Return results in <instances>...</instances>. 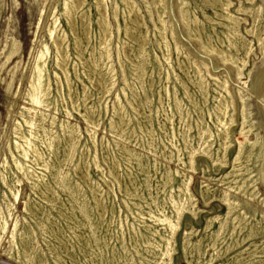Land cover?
I'll return each instance as SVG.
<instances>
[{
    "label": "rangeland",
    "instance_id": "obj_1",
    "mask_svg": "<svg viewBox=\"0 0 264 264\" xmlns=\"http://www.w3.org/2000/svg\"><path fill=\"white\" fill-rule=\"evenodd\" d=\"M65 2L0 0V264H264V0H104L111 62L100 54L95 1L74 31ZM56 26L67 37L69 84L49 33ZM46 47L45 109L28 98ZM29 121L61 138L50 152L40 143L51 165L34 166V187L13 159L16 128Z\"/></svg>",
    "mask_w": 264,
    "mask_h": 264
},
{
    "label": "bare ground",
    "instance_id": "obj_2",
    "mask_svg": "<svg viewBox=\"0 0 264 264\" xmlns=\"http://www.w3.org/2000/svg\"><path fill=\"white\" fill-rule=\"evenodd\" d=\"M85 1L86 0H66V2H65V15L67 16V18L70 20V24H71V29L74 31L75 30V24H74V22H73V19H74V17L77 15H82L83 17L84 16H86V15H84L83 14V12L82 13H80V11H81V9H83V6L85 5ZM95 1V4H96V7H97V9H98V11H99V14H100V24H101V27H102V29H104V31H105V35H104V37H102L101 38V40H102V43H101V45H102V52L100 53L101 54V57H105L106 59H108L109 60V62H111L110 61V57H111V49H110V47H111V43H112V41H111V39H112V37L110 38V35H108L110 32V30L108 31V29H110L109 27H108V21H107V19L104 17V14H105V12H106V4L104 3V0H94ZM123 1V0H122ZM124 1H126V0H124ZM129 1V0H128ZM160 1V0H159ZM207 1V0H206ZM216 1V0H215ZM222 1V0H221ZM158 2V1H157ZM130 3V2H129ZM128 3V5L127 6H129L130 4ZM161 3H162V1H161ZM180 4L182 3V2H179ZM178 3V4H179ZM214 3V2H213ZM125 4H126V2H125ZM132 4V3H131ZM160 4V3H159ZM206 4V3H205ZM209 4V3H208ZM211 4V3H210ZM203 5V4H202ZM132 6V5H131ZM130 6V7H131ZM157 6V5H156ZM160 6H162V5H160ZM159 6V7H160ZM212 6V5H211ZM132 7H134V6H132ZM150 7V6H149ZM188 8V7H187ZM186 8V9H187ZM127 9H128V7H127ZM161 9V8H160ZM132 10V9H131ZM130 10V11H131ZM135 10V9H134ZM165 10V9H164ZM161 11V10H160ZM180 11V10H179ZM188 11V10H187ZM190 11V10H189ZM85 12V11H84ZM133 12V11H132ZM134 13V12H133ZM132 13V14H133ZM164 13V12H163ZM181 13H182V11H181ZM98 14V15H99ZM131 14V15H132ZM165 14V13H164ZM186 14V13H185ZM188 14V13H187ZM190 14V13H189ZM135 15V14H134ZM124 16V15H123ZM83 17H81V18H83ZM116 17V16H115ZM184 17H186V16H184ZM184 17H182V19L184 18ZM87 18V17H86ZM143 18V17H142ZM67 19V20H68ZM75 19H77V18H75ZM74 19V20H75ZM140 19V18H139ZM185 19H187V18H185ZM189 19V18H188ZM195 19V18H194ZM194 19H193V21H194ZM85 20V19H84ZM127 20V19H126ZM145 20V19H144ZM152 20V19H151ZM160 20H162L163 21V19H160ZM192 20V19H191ZM196 20V19H195ZM60 21V20H59ZM59 21H57V22H59ZM133 21V20H132ZM183 21V20H182ZM75 22H77L76 20H75ZM85 22V21H84ZM197 22V21H196ZM195 22V23H196ZM231 22H233V21H231ZM60 23V22H59ZM59 23H57V24H59ZM235 23V22H234ZM78 24V23H77ZM83 24V23H82ZM197 24V23H196ZM200 24V23H199ZM210 24V23H209ZM229 24V23H228ZM232 24V23H231ZM236 24V23H235ZM60 25V24H59ZM59 25H57V26H59ZM90 25V24H89ZM57 26L56 27H54V28H52L51 30H49L50 32V35H51V40H52V42H53V44L55 45V48L57 49V59H56V62H57V65H58V67L60 68V69H62L64 72H65V75H66V80H67V83L69 84V76L68 75H71V74H68L67 73V68H68V63H69V57H68V54H67V52L65 51V46H64V42H65V40H66V38L67 37H65V35H60V34H57ZM79 26V25H78ZM127 26V25H126ZM143 26V25H142ZM185 26V25H184ZM191 26V25H190ZM228 26V25H227ZM100 27V28H101ZM194 27V26H193ZM236 27V26H235ZM118 28H119V26H118ZM130 28V27H129ZM128 29V28H127ZM141 29V28H140ZM166 29V28H165ZM194 29V28H193ZM196 29V28H195ZM234 30V29H233ZM237 30V29H236ZM127 31V30H126ZM129 31V30H128ZM163 31V30H162ZM189 31V30H188ZM64 32V31H63ZM109 32V33H108ZM120 32V31H119ZM166 32V31H165ZM228 32V31H227ZM237 32V31H236ZM82 33V32H81ZM108 33V34H107ZM163 33H164V31H163ZM64 34V33H63ZM87 34V33H86ZM111 34V33H110ZM165 34V33H164ZM190 34H191V32H190ZM85 35V34H84ZM137 35V34H136ZM232 35H234L235 36V34H232ZM231 35V36H232ZM67 36V35H66ZM80 36V35H79ZM129 36V35H128ZM163 36V35H162ZM161 36V37H162ZM148 37V36H147ZM165 37V36H164ZM233 37V36H232ZM85 38V37H84ZM196 38V37H195ZM228 39H229V37H228ZM260 39V38H259ZM38 40V39H37ZM76 40H78V39H76ZM90 40V39H89ZM144 40H146V39H144ZM264 40V39H263ZM135 41V40H134ZM166 41V40H165ZM262 41V40H261ZM37 42V41H36ZM86 42V41H85ZM90 42V41H89ZM88 42V43H89ZM205 42H206V40H205ZM211 42V41H210ZM96 43V42H95ZM143 43V42H142ZM66 44V43H65ZM75 44V43H74ZM129 44V43H128ZM168 44V42L165 44V45H167ZM81 45V44H80ZM100 45V46H101ZM208 45V44H207ZM47 46V45H46ZM78 46V45H77ZM262 46V45H261ZM131 47V46H130ZM145 47V46H144ZM169 47V46H168ZM210 47V46H209ZM81 48V47H80ZM124 49V48H123ZM141 49H142V47H141ZM168 49V48H167ZM166 49V50H167ZM206 49H208L207 47H206ZM211 49V48H210ZM50 50V49H49ZM81 50H83V49H81ZM69 51V50H68ZM95 51V50H94ZM128 51V50H127ZM126 51V52H127ZM139 51V50H138ZM141 51V50H140ZM171 51V50H170ZM206 51V50H205ZM81 52V51H80ZM79 52V53H80ZM167 52V51H166ZM49 53H51V51L49 52ZM48 47H46L45 49H44V51H42V54H41V56L39 55V61H38V63H37V67H36V69H35V72H34V75H33V77H31L32 79H31V89H30V94H29V102H30V104L31 105H33V106H40V107H42V108H49L50 106H51V93H52V88L50 87V84H49V81H50V79H49V76H48V72H49V70L47 71V67H46V63H48V61H47V56H49L48 54ZM226 53V52H225ZM134 54V53H133ZM172 54V53H171ZM93 55H95V54H93ZM130 55V54H129ZM135 55V54H134ZM147 55V54H146ZM165 55H166V53H165ZM168 55V54H167ZM122 56V55H121ZM157 56V55H156ZM182 56V55H181ZM50 57V56H49ZM48 57V58H49ZM100 57V56H99ZM120 57V56H119ZM128 57V56H127ZM135 57V56H134ZM141 57V56H140ZM145 57V56H144ZM166 57V56H165ZM92 58V57H91ZM130 58H132V56L130 57ZM137 58V57H136ZM170 58V57H169ZM36 59V58H35ZM84 59V58H83ZM102 59V58H101ZM168 59V58H167ZM50 60V59H49ZM98 60V59H97ZM103 60V59H102ZM102 60H100V61H102ZM108 60H107V62H108ZM134 60V59H133ZM138 60H139V58H138ZM170 60V59H169ZM168 60V61H169ZM188 60V59H187ZM89 61V60H88ZM99 61V60H98ZM99 61V62H100ZM172 61V60H171ZM96 63H97V61H95ZM101 64H102V62H100ZM120 63V62H119ZM98 64V63H97ZM103 64H105V61H104V63ZM102 64V65H103ZM137 65V64H136ZM94 66V65H93ZM96 66V65H95ZM100 66V65H99ZM113 66V65H112ZM111 66V67H112ZM134 66V65H133ZM105 67H106V65H105ZM123 67H124V65H123ZM170 67V66H169ZM95 68V67H94ZM182 68V67H181ZM188 68V67H187ZM191 68V67H190ZM59 69V70H60ZM75 69V68H74ZM97 69V68H96ZM141 69V68H140ZM62 70H60V71H62ZM99 70V69H98ZM108 70V69H107ZM112 70H113V68H112ZM111 70V71H112ZM123 70H126V69H123ZM199 70V69H198ZM69 71V70H68ZM109 71L110 70H108V73H109ZM110 71V72H111ZM115 71V70H114ZM138 71H139V69H138ZM146 71V70H145ZM94 72H95V70H94ZM126 72V71H125ZM133 72H134V70H133ZM141 72H142V70H141ZM164 72V71H163ZM199 72V71H198ZM198 72H197V74H198ZM91 73V72H90ZM89 73V74H90ZM135 73V72H134ZM139 73V72H138ZM50 74V73H49ZM56 74V73H55ZM87 74V73H86ZM95 74V73H94ZM101 74H102V72H101ZM110 74V73H109ZM133 74V73H132ZM131 74V76H133ZM136 74V73H135ZM139 74H142V73H139ZM196 74V72H195V75H197ZM91 75V74H90ZM124 75H127V73L125 74L124 73ZM143 75V74H142ZM200 75V74H199ZM240 75V74H239ZM56 76V75H55ZM110 76V75H109ZM154 76V75H153ZM92 77V76H91ZM104 77V76H103ZM113 77V76H112ZM127 77V76H126ZM171 77V76H170ZM117 78V77H116ZM111 79V78H110ZM113 79H114V77H113ZM127 79V78H126ZM126 79L125 80H123V81H125L124 82V84L127 82L126 81ZM170 79V78H169ZM168 79V80H169ZM190 79V78H189ZM195 79V78H194ZM200 79V78H199ZM203 79V78H202ZM201 79V80H202ZM108 80V79H107ZM128 80H129V78H128ZM136 80V79H135ZM155 80V79H154ZM173 80V79H172ZM109 81H111V80H109ZM193 81V80H192ZM220 82V81H219ZM58 83V82H57ZM72 83V82H71ZM109 83V82H108ZM200 83V82H199ZM198 83V84H199ZM106 84V83H105ZM114 84H115V82H114ZM113 84V85H114ZM134 84V83H133ZM203 84H205V83H203ZM203 84H200V85H203ZM219 84V83H218ZM98 85H99V83H98ZM126 85V84H125ZM206 85V84H205ZM204 85V86H205ZM207 85L209 86V84H208V82H207ZM227 85V84H226ZM75 86V85H74ZM106 86H107V84H106ZM112 86V85H111ZM127 86V85H126ZM131 86V85H130ZM170 86V85H169ZM225 86V85H224ZM60 86H58V88H57V92H60V90H61V88H59ZM187 87V86H186ZM203 86H201V88H202ZM227 87V86H226ZM112 87H108V89H111ZM130 89H131V87H129ZM134 88V87H133ZM166 88V87H165ZM214 88V87H213ZM216 89V88H215ZM224 89V88H223ZM71 90V89H70ZM168 90V89H167ZM209 90V89H208ZM216 90H218V89H216ZM107 91H110V90H107ZM131 91H133V90H131ZM206 91V90H205ZM222 93V92H220V90L219 91H217V93ZM80 93V92H79ZM86 93V92H85ZM107 93V92H106ZM216 93V92H215ZM218 93V94H219ZM228 93V92H227ZM61 94V93H60ZM105 94V93H104ZM223 95V94H222ZM226 95V94H225ZM229 95V94H228ZM227 95V96H228ZM103 96V95H102ZM119 96V95H118ZM138 96V95H137ZM145 96V95H144ZM229 96H231V95H229ZM90 97V96H89ZM218 97V96H217ZM220 97H221V95H220ZM91 98V97H90ZM222 98V97H221ZM140 99V98H139ZM220 99V98H219ZM219 99H216V100H218L219 101ZM224 99H226V100H228L227 98H224ZM90 100V99H89ZM221 100V99H220ZM231 100V99H230ZM160 101V100H159ZM178 101V100H177ZM83 102H84V100H83ZM137 102V101H136ZM162 102V101H161ZM175 102V101H174ZM223 102V101H222ZM231 102H232V100H231ZM243 102V101H242ZM81 103V102H80ZM177 103V102H176ZM181 103V102H180ZM219 103H221V101L219 102ZM244 103V102H243ZM74 104H76V103H74ZM175 104V103H174ZM222 104V103H221ZM224 104V103H223ZM222 104V105H223ZM228 104V103H227ZM232 104V103H231ZM119 105V104H118ZM140 105V104H139ZM177 105V104H176ZM221 105V106H222ZM244 105V104H243ZM86 106V105H85ZM125 106V105H124ZM142 106V105H141ZM178 106V105H177ZM195 106V105H194ZM220 106V107H221ZM56 107V106H55ZM75 107V106H74ZM78 107V106H77ZM103 107V106H102ZM219 107V106H218ZM219 107V108H220ZM229 107V106H228ZM115 108V107H114ZM120 108V107H119ZM123 108V106L121 107V109ZM197 108V107H196ZM29 109H31V108H29ZM224 109H225V107H224ZM227 109V108H226ZM28 110V109H27ZM32 110V109H31ZM102 110V109H101ZM117 112H118V107H117ZM115 110V111H116ZM123 110V109H122ZM125 110V109H124ZM218 110V109H217ZM220 110V109H219ZM223 110V109H222ZM38 112H39V110H37ZM80 111V110H79ZM121 111V110H120ZM119 111V112H120ZM134 111V110H133ZM142 111V110H141ZM32 112V111H31ZM35 112H36V110H35ZM117 112H115L116 114H117ZM226 112H227V110H226ZM37 113V112H36ZM40 113H41V111H40ZM121 113H122V111H121ZM218 113V112H217ZM219 113H220V111H219ZM222 113V112H221ZM69 114V113H68ZM95 114V113H94ZM93 114V115H94ZM101 114V113H100ZM119 114V113H118ZM123 114V113H122ZM142 114V113H141ZM224 114H225V112H224ZM34 115H37V114H35L34 113ZM102 115V114H101ZM244 115V114H243ZM44 116V115H43ZM82 116V115H81ZM100 116V115H99ZM187 116V115H186ZM218 116V115H217ZM221 116H223V115H221ZM37 117V116H36ZM218 117H220V116H218ZM35 118V117H34ZM149 118V117H148ZM223 118H224V116H223ZM245 118V117H244ZM54 119V118H53ZM92 119V118H91ZM146 119V118H145ZM220 119V118H219ZM221 120V119H220ZM219 120V121H220ZM225 120V119H224ZM245 120V119H244ZM55 121V120H54ZM87 121H89V118H87ZM115 121V120H114ZM169 121V120H168ZM187 121V120H186ZM226 121H227V118H226ZM34 122V121H33ZM56 122V121H55ZM54 122V123H55ZM65 122V121H64ZM67 122V121H66ZM86 122V121H85ZM128 122H129V120H128ZM221 122V121H220ZM245 122V121H244ZM244 122H242L243 124H247V123H244ZM110 123H111V121H110ZM125 123V122H124ZM219 123V122H218ZM69 124H71V123H69ZM69 124H66V123H64L63 125H64V128L65 127H68V128H74V126H71V125H69ZM225 124V123H224ZM242 124V125H243ZM127 125V124H126ZM199 125V124H198ZM221 125H223V122H221ZM113 126H115V125H113ZM35 127H37V126H34L32 123H30V121L29 122H27V128H26V130H22L20 127H17L16 128V133H17V138H16V141H15V147H16V149H17V151L19 152V156H21L20 158H13V159H15L14 161H15V163H16V166H17V168L19 169V170H23L24 171V174H25V176H26V178H27V180L29 181V183H30V186H32V187H34V186H38V184H37V181L40 179V175L38 176L36 173H35V171H34V166L35 165H42L45 169H46V171L50 168V165L51 164H49V162H48V156H49V153H47L48 151L50 152V150H52V148L54 147V146H56L59 142H60V140H61V138H60V136L58 135V134H55V133H48L47 135H40L39 133H38V131L36 130V128ZM224 127H225V125H224ZM223 127V128H224ZM41 128V127H40ZM218 128H219V126H218ZM207 129H209V128H207ZM220 129H221V127H220ZM241 129H243L242 127H241ZM246 129V128H245ZM49 130V129H48ZM117 130V129H116ZM222 130V129H221ZM221 130H220V133H222L224 130H222V132H221ZM47 131V130H46ZM73 131V130H72ZM74 131H76V130H74ZM89 131V130H88ZM123 131H124V129H123ZM199 131H201V129L199 130ZM56 132V131H55ZM116 132V131H115ZM206 132V131H205ZM89 133H91V131H89ZM124 133V132H123ZM212 133V132H211ZM210 133V134H211ZM219 133V134H220ZM248 133V132H247ZM199 134H200V132H199ZM224 134V133H223ZM223 134L221 135V136H223ZM244 134V133H243ZM246 134V133H245ZM91 135H93L92 133H91ZM247 135V134H246ZM65 136V135H64ZM120 136V135H119ZM213 136V135H212ZM201 137V136H200ZM122 138V137H121ZM213 138V137H212ZM225 138V137H224ZM227 138V137H226ZM67 140V139H66ZM209 141H210V139H208ZM207 140V141H208ZM227 140V139H226ZM51 141H53V142H51ZM68 141V140H67ZM42 142V144L43 143H45L47 146V152L46 151H43V150H41L40 148H39V146H40V143ZM153 142H154V140H153ZM211 142V141H210ZM56 143V144H55ZM258 143H259V141H258ZM60 144V143H59ZM70 144V143H69ZM154 144V143H153ZM207 145H209V143L207 144ZM212 145V144H211ZM255 145V144H254ZM72 147V146H71ZM86 147V146H85ZM150 147V146H149ZM55 148V147H54ZM124 148V147H123ZM126 148V147H125ZM210 148H212V147H210ZM59 150V149H58ZM71 150V149H70ZM97 151V150H96ZM240 151V150H239ZM208 153V152H207ZM193 154V153H192ZM17 156V155H16ZM239 156V155H238ZM14 157V156H13ZM172 158V157H171ZM108 159V158H107ZM25 160H28V162L30 163V164H28L27 165V163L25 162ZM51 160V159H50ZM60 161V160H59ZM97 161V160H96ZM95 161V162H96ZM55 164V163H54ZM60 164V163H59ZM140 164V163H139ZM8 166V165H7ZM5 167V166H4ZM3 167V168H4ZM89 167V166H88ZM98 167V166H97ZM6 168V167H5ZM79 168H80V166H79ZM8 169V168H7ZM90 169V168H89ZM9 170V169H8ZM36 170V169H35ZM50 170V169H49ZM7 171V170H6ZM10 171V170H9ZM22 173V172H21ZM50 173V172H49ZM179 173V172H178ZM71 174V173H70ZM118 174V173H117ZM44 174L42 173V176H43ZM23 176V175H22ZM66 176V175H65ZM84 176H87V175H84ZM92 177V176H91ZM9 178V177H8ZM8 178H7V173H4V172H2L1 173V179H2V181L5 183V184H7L9 187L8 188H10V190H13L12 189V187L10 186V184H9V181H8ZM14 178V177H13ZM56 177H54V179H55ZM82 178V177H81ZM41 180V179H40ZM17 181V180H16ZM70 181V180H69ZM23 182V181H22ZM84 182V181H83ZM39 183V182H38ZM66 183H67V181H66ZM65 183V184H66ZM190 183V182H189ZM240 183V182H239ZM93 184V183H92ZM243 184V183H242ZM67 185V184H66ZM76 185H78V184H76ZM79 185H81V184H79ZM78 185V186H79ZM90 185V184H89ZM88 185V186H89ZM45 186V185H44ZM68 186H70L69 184H68ZM7 187V186H6ZM51 187V186H50ZM91 187V186H90ZM148 187V186H147ZM242 187V186H241ZM72 188H74V185H73V187ZM71 188V189H72ZM79 188V187H78ZM78 188H76L77 190H78ZM82 188V187H81ZM70 189V190H71ZM98 189V188H97ZM173 189V188H172ZM93 190H94V188H93ZM47 191V190H46ZM80 191V190H79ZM83 191V190H82ZM95 191V190H94ZM137 191V190H136ZM249 191V190H248ZM50 192V191H49ZM75 192V191H74ZM84 192V191H83ZM82 192V193H83ZM93 192V191H92ZM76 193V192H75ZM95 193V192H94ZM171 193V192H170ZM183 193V192H182ZM249 193V192H248ZM172 194V193H171ZM14 195L17 197V194L16 193H14ZM78 195H79V193H78ZM87 195V194H86ZM100 195V194H99ZM180 195V194H179ZM181 195H183V194H181ZM102 196V195H101ZM185 196V197H184ZM184 198H187V199H191L192 198V196H191V193H190V191L188 190V187L186 186V189H185V191H184ZM181 197V196H180ZM18 198H19V196H18ZM87 198V197H86ZM138 198V197H137ZM16 199V198H15ZM140 199V198H139ZM87 200V199H86ZM85 200V201H86ZM97 200V199H96ZM224 200V199H223ZM80 201V200H79ZM106 202V201H105ZM83 203V202H82ZM85 204V203H84ZM229 204V203H228ZM86 205V204H85ZM97 205H98V203H97ZM136 205V204H135ZM99 206V205H98ZM102 206V205H101ZM229 206L232 208V204L230 203L229 204ZM25 209L26 210H30L29 209V202L28 201H25ZM86 207V206H85ZM97 207V206H96ZM7 208H8V210L10 211V209H11V204H7ZM24 209V210H25ZM39 209V208H38ZM83 209V208H82ZM88 210H89V208H88ZM87 210V211H88ZM182 210H183V208H182V206H179V208H178V214H181L182 213ZM2 211H3V208L2 207H0V228H1V230L4 232L6 229H7V224H8V222H7V220H6V217H5V215H3L2 214ZM31 211V210H30ZM39 211V210H38ZM86 211V212H87ZM177 211V210H176ZM42 212V211H41ZM88 214V213H87ZM89 214H90V212H89ZM88 214V215H89ZM238 215H240V214H238ZM241 215H242V213H241ZM49 219V218H48ZM163 219H165V218H163ZM162 219V220H163ZM167 219V218H166ZM174 219V218H173ZM172 220V219H171ZM27 222V221H26ZM95 222V221H94ZM165 223H166V221H165ZM174 223V222H173ZM237 226V225H236ZM122 227V226H121ZM17 228H18V222H15L14 223V227H13V230H12V232H11V240H12V242L15 240V233H16V231H17ZM93 228H95V227H93ZM147 228V227H146ZM134 229V228H133ZM223 229H224V227H223ZM234 229V228H233ZM232 229V230H233ZM33 231V230H32ZM93 231H94V229H93ZM135 231V230H134ZM137 231V230H136ZM142 230H140V232H141ZM148 231V230H147ZM233 232V231H232ZM144 233V232H143ZM147 234V233H146ZM161 234V233H160ZM159 234V235H160ZM168 234V233H167ZM140 235H141V233H140ZM143 235V234H142ZM157 235V234H156ZM158 235V236H159ZM161 236V235H160ZM56 237V236H55ZM144 237V236H143ZM165 237V236H164ZM25 238V237H24ZM93 238V237H92ZM133 238H134V235H133ZM161 238V237H160ZM162 239V238H161ZM164 239V238H163ZM156 240H158L157 238H156ZM160 241V240H159ZM24 242V241H23ZM148 242V241H147ZM150 242V241H149ZM98 243V242H97ZM122 243H123V241H122ZM125 243V242H124ZM151 243V242H150ZM168 243V242H167ZM166 243V244H167ZM139 244V243H138ZM147 244V243H146ZM162 243L160 242V245H161ZM169 244H171V242L169 243ZM163 245V244H162ZM168 245V244H167ZM14 246V245H13ZM151 246V245H150ZM157 246V245H156ZM169 246V245H168ZM215 246V245H214ZM24 247V246H23ZM26 247V246H25ZM123 247V246H122ZM151 247H153V245L151 246ZM159 247V246H158ZM53 248V247H52ZM96 248V247H95ZM171 248V247H170ZM199 248V247H198ZM27 249V248H26ZM159 249V248H158ZM138 250V249H137ZM152 250V249H151ZM215 250V249H214ZM23 251V250H22ZM27 251H29V250H27ZM34 251V250H33ZM39 251V250H38ZM149 251V250H148ZM153 251H154V249H153ZM20 252V251H19ZM26 252V251H25ZM24 252V254H25V257H27L28 255H27V253H25ZM141 252V251H140ZM139 252V253H140ZM22 253V252H21ZM41 253V252H40ZM56 253V252H55ZM52 254V253H51ZM100 254V253H99ZM127 254V253H126ZM13 256V255H12ZM122 256H123V254H122ZM40 257V256H39ZM126 257V256H125ZM154 257V256H153ZM158 257V256H157ZM123 258H124V256H123ZM31 259V258H30ZM29 260V259H28ZM104 260V259H103ZM128 260V259H127ZM135 260V259H134ZM129 261V260H128ZM162 261H164V260H162ZM127 262V261H126ZM134 262V261H133ZM132 262V263H133ZM166 262V261H165ZM253 262V261H252ZM78 263V262H77ZM244 263V262H243ZM242 263V264H243ZM113 264H114V262H113ZM131 264V263H130Z\"/></svg>",
    "mask_w": 264,
    "mask_h": 264
}]
</instances>
